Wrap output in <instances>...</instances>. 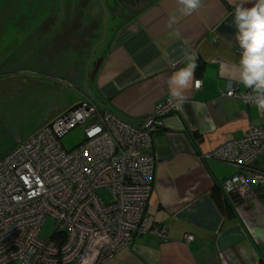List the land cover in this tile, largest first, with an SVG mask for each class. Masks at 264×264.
Returning <instances> with one entry per match:
<instances>
[{"label":"crops","instance_id":"obj_1","mask_svg":"<svg viewBox=\"0 0 264 264\" xmlns=\"http://www.w3.org/2000/svg\"><path fill=\"white\" fill-rule=\"evenodd\" d=\"M235 2L205 0L199 12L169 26L168 15L177 7L176 0H156L134 16L112 20L105 31L95 29V36L104 33V42L96 47L102 50L88 73L87 88L83 80L86 73L72 62L73 49H62L53 59L58 49L49 51L44 44L38 48L45 47L46 53H32V71L42 67L37 75L43 76L49 96L58 93L54 91L56 78L70 80L77 92L134 124L169 98L166 81L184 66L181 62L173 67L172 62L183 61L185 47L190 45L197 56L195 79L201 85L195 88L193 83L183 107L167 115L153 135L157 161L146 215L151 225L166 226L167 238L151 234L139 237L102 264H264V188L252 186L251 197L231 203L225 198L222 183L237 169L200 158L201 153L264 125V112L241 99L222 95L230 84L241 92L251 90L235 78L241 55L233 24ZM90 5L92 0L79 15L88 16ZM73 17L70 12L69 18ZM175 32L180 33L179 38ZM58 33L63 45L78 35L66 29ZM52 102L48 112L61 106L57 100ZM255 166L264 171V156ZM186 235L194 240L187 243Z\"/></svg>","mask_w":264,"mask_h":264},{"label":"built area","instance_id":"obj_2","mask_svg":"<svg viewBox=\"0 0 264 264\" xmlns=\"http://www.w3.org/2000/svg\"><path fill=\"white\" fill-rule=\"evenodd\" d=\"M250 92L230 84L222 95L251 107ZM80 95L0 158V264H102L139 237L167 238L166 226L149 223L146 207L157 161L153 135L176 108L166 98L134 124ZM77 126H83L84 140L67 151L61 139ZM261 156L264 125L200 154L203 161L237 169L222 183L231 203L251 197L252 186L264 188V171L255 166ZM102 189L108 202L98 194ZM47 217L55 220L54 234H65L62 242L39 237ZM193 240L185 236L187 243Z\"/></svg>","mask_w":264,"mask_h":264},{"label":"flooded vegetation","instance_id":"obj_3","mask_svg":"<svg viewBox=\"0 0 264 264\" xmlns=\"http://www.w3.org/2000/svg\"><path fill=\"white\" fill-rule=\"evenodd\" d=\"M88 1L91 0H71L59 10L56 6L57 0H52V7L48 8L50 11H48V14L40 23L33 26L31 30H28L25 26H20L21 29H26L20 45L25 47L31 44L30 40L35 38L36 41H34V43L37 42V45L44 44L45 47L49 46L47 47L49 51L58 49L52 54V59L55 55L60 54L62 49H64V51H66V49H68L67 51L73 49L72 52L75 53V55L72 57V62L77 66H81V58H84L83 56L90 58V56H88L89 50L104 42V33L95 36L93 33L95 29L102 28L105 31L109 19L122 20L134 16L142 6L150 1L156 0H92V5H90L88 9V16L79 15L80 10L88 6ZM60 12H62L61 15H59ZM70 12L74 14L73 18H69ZM95 12H97V15H95ZM100 16L102 17L101 20ZM14 17L15 15L12 12L5 16H1L0 22L2 23L0 24V31L4 32L7 24ZM12 27L10 26V28ZM60 29H66L78 35L74 40L69 39V41H66L67 43L63 45L62 38H60L58 33ZM7 31L10 33L11 30L8 29ZM14 33L15 31H13V35ZM11 40L13 39H10L7 44H5L6 47L4 46L6 50L2 48L0 51V122L3 123V125L8 122L6 114L10 112V109H12L16 102H20L22 105V103H26L32 99L34 100L33 106L39 110L41 115L40 125L43 118L48 113L47 108L53 103L47 98L49 96L47 93L50 91L48 92L46 85L42 84L43 82L41 80L43 76L37 75V73H39L38 69L42 70V67L39 65L36 67L37 71L33 72L32 67L34 64L31 62V57H27V54H25V57L19 58L18 61L14 60V52L11 53L9 49L11 46L9 42ZM45 47L38 50V54L42 53V51L46 53L48 49ZM69 52H71V50ZM73 53H71V55ZM77 60H79V62ZM95 64L96 61L91 62L88 66V73H90V68ZM56 68L59 70L58 66ZM70 75L72 76L73 74ZM59 80L69 82L70 80H65L63 78L55 79L58 90L63 91L65 89ZM29 93L31 94L28 95ZM2 135H4V132L1 136ZM6 135L7 133L4 136ZM17 141H21V138H18Z\"/></svg>","mask_w":264,"mask_h":264},{"label":"clouds","instance_id":"obj_4","mask_svg":"<svg viewBox=\"0 0 264 264\" xmlns=\"http://www.w3.org/2000/svg\"><path fill=\"white\" fill-rule=\"evenodd\" d=\"M204 3L205 0H176L177 7L169 13L167 23L169 26L179 24L182 18L199 12ZM245 4L252 6L246 7ZM233 24L241 52L235 78L246 89H251L249 101L264 112V0H236ZM174 35L179 38L180 33ZM190 48V45L185 47L183 61L172 62L173 67L181 62L184 66L173 71L166 81L169 102L176 109H181L187 101L186 92L193 83L196 87L202 83L195 79L197 56Z\"/></svg>","mask_w":264,"mask_h":264},{"label":"rangeland","instance_id":"obj_5","mask_svg":"<svg viewBox=\"0 0 264 264\" xmlns=\"http://www.w3.org/2000/svg\"><path fill=\"white\" fill-rule=\"evenodd\" d=\"M70 1L71 0H57L56 6L60 10L62 9V6H65L66 3ZM51 3L52 0H8L7 14H10L12 12L15 17L11 19L7 24L4 32L0 31V51L2 48H4L5 44H7L10 39H13L9 42L11 44L9 49L11 50V53L14 52V60L18 61L19 58L25 57V54H27V57H31L33 52L37 53L38 49H41L42 47L38 48V43H34V41H36L35 38L30 40L31 44L26 45L25 47L23 45H20L23 40L22 36L26 32V29H21V27L25 26L28 30H31L33 26L40 23V21L48 14V11H50L48 8L52 7ZM61 13L62 12H60L59 15H61ZM110 23H112V20H109V24ZM10 26L13 27L10 28ZM8 29L11 30L10 33L7 31ZM13 31H15L14 35ZM100 48L101 46L98 47V49H96V46H94L92 49H90L88 55L90 56V58L87 56H83L84 58H81L80 60L81 63L83 65L89 66L91 62H95L97 53L102 50ZM4 49L6 50V48ZM49 84L52 85L51 83ZM54 91L58 92L59 94H51L50 96H48V99L51 101L57 100V102L60 104L76 103L80 95V93L77 92V89L62 91L58 90V87L56 86V90ZM30 94L31 93H29L28 95ZM33 104L34 100L32 99H30L26 103H22V105L20 102H16L12 109H10V112L6 114L8 117V122L4 123V125L0 122V156L4 154L5 150L12 148L14 143L18 142V138L24 140L39 126L41 115L39 110H37L33 106ZM3 132L4 135L6 133L7 135L1 136ZM83 140L84 128L83 126H77L70 132H68L64 137H62L61 143L67 151H70L71 149L82 143ZM98 194L103 198L105 202L109 201L110 196L107 189L99 190ZM55 229V220L51 217H47L43 226L41 227L39 237L41 239L52 237Z\"/></svg>","mask_w":264,"mask_h":264},{"label":"water","instance_id":"obj_6","mask_svg":"<svg viewBox=\"0 0 264 264\" xmlns=\"http://www.w3.org/2000/svg\"><path fill=\"white\" fill-rule=\"evenodd\" d=\"M153 3V1H150L148 2L147 4H145L144 6H142L136 13H139L141 12L142 10H144L147 6L151 5ZM7 6H8V0H0V17L1 16H5L7 15ZM2 22H0L1 24ZM81 67H82V72H85L86 75L85 77L83 78L84 80V86L87 88V78H88V65H83L82 63H80ZM81 71V70H80ZM91 77H92V74H91ZM81 93V92H79ZM70 104L68 103H61V106L60 108H54L55 110H50L46 116L43 118L41 124L38 126V129H40L42 126H44L45 124L49 123L51 120H53L54 118L58 117L60 114H62V112H64L67 107L69 106ZM35 130V131H36ZM34 131V132H35Z\"/></svg>","mask_w":264,"mask_h":264},{"label":"trees","instance_id":"obj_7","mask_svg":"<svg viewBox=\"0 0 264 264\" xmlns=\"http://www.w3.org/2000/svg\"><path fill=\"white\" fill-rule=\"evenodd\" d=\"M53 238L56 241V243H60L64 240L65 234L62 232H58L56 234H53Z\"/></svg>","mask_w":264,"mask_h":264}]
</instances>
